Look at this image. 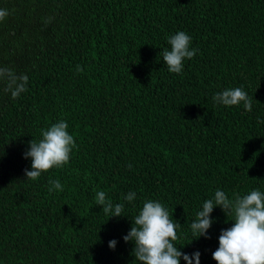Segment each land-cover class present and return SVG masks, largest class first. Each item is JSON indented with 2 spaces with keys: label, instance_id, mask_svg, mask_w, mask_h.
Segmentation results:
<instances>
[{
  "label": "trees",
  "instance_id": "16d2710c",
  "mask_svg": "<svg viewBox=\"0 0 264 264\" xmlns=\"http://www.w3.org/2000/svg\"><path fill=\"white\" fill-rule=\"evenodd\" d=\"M0 9L10 13L0 67L28 76L16 99L0 81V264H138L122 237L146 200L181 224L182 252L217 264L232 217L216 206L207 239H193L190 223L217 189L229 199L264 192V0H0ZM178 31L199 50L180 74L161 56ZM235 87L252 111L213 102ZM59 120L78 147L28 180V142ZM57 179L63 191L50 193ZM101 190L125 216L108 218Z\"/></svg>",
  "mask_w": 264,
  "mask_h": 264
},
{
  "label": "clouds",
  "instance_id": "9594fccd",
  "mask_svg": "<svg viewBox=\"0 0 264 264\" xmlns=\"http://www.w3.org/2000/svg\"><path fill=\"white\" fill-rule=\"evenodd\" d=\"M9 14V10L0 9V22ZM191 42L192 37L184 31L168 37L170 49H163L161 56L169 72L180 74L185 59H192L199 51L190 47ZM76 70L83 71L80 65L76 66ZM0 81L4 82L3 92L10 93L12 99L28 91V76L17 74L12 68L0 67ZM212 99L214 103L229 107L242 103L246 111H252L253 97L242 87L224 89L214 94ZM68 127L67 121L59 120L40 130L41 139L28 142L23 157L31 158V170L24 169L25 178L36 181L42 173L69 163L71 153L78 145L68 132ZM128 167L131 168V164ZM49 184L50 193L53 190L63 191V185L58 179L50 180ZM136 195V192L130 191L123 200L131 203ZM95 202L102 207L108 218L125 216V205L114 204L102 190L96 192ZM216 206L221 208L226 217L231 216L230 221L233 223L231 227L221 229L218 247L212 252V258L217 264H264V192L253 189L248 194H234V198L229 199L223 190H215L214 195L203 202L202 208L190 223L193 239L201 236L209 238L208 229L213 223L210 214ZM180 226L161 202L146 200L131 220V227L122 239L133 243L131 255L138 264H180L181 259L186 264H200L198 250L188 254L180 250L179 244L174 243L179 239L177 229ZM116 244L115 239L108 241L110 249H115Z\"/></svg>",
  "mask_w": 264,
  "mask_h": 264
}]
</instances>
